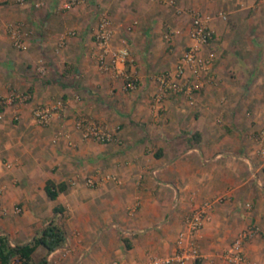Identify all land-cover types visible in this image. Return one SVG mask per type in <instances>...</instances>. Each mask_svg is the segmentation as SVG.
<instances>
[{
    "label": "crops",
    "instance_id": "crops-1",
    "mask_svg": "<svg viewBox=\"0 0 264 264\" xmlns=\"http://www.w3.org/2000/svg\"><path fill=\"white\" fill-rule=\"evenodd\" d=\"M65 2L0 6V96H30L0 114V234L23 244L55 221L66 241L47 255L51 264L146 262L175 250L192 209L223 196L197 237L203 258L187 264H226L222 251L251 225L258 233L244 245V264H264V167L254 138L264 126V0H83L69 9ZM194 11L210 16L212 78L155 106V76L174 71L191 43ZM103 13L111 46L130 53L125 70L135 89L96 66ZM11 25L24 48L13 46ZM58 99L63 108L37 125L34 107ZM79 117L115 127L116 140L82 138ZM47 180L66 188L51 199Z\"/></svg>",
    "mask_w": 264,
    "mask_h": 264
},
{
    "label": "built area",
    "instance_id": "built-area-1",
    "mask_svg": "<svg viewBox=\"0 0 264 264\" xmlns=\"http://www.w3.org/2000/svg\"><path fill=\"white\" fill-rule=\"evenodd\" d=\"M83 0H66L63 7L66 9L75 7ZM25 0H0V6L5 4L21 5ZM210 16L200 12H192V20L189 28V39L191 43L186 47L179 57L174 71L161 72L155 76L157 83L156 92L153 94V105L160 102L171 94L191 95L199 90L212 78L214 62L217 51L211 47L214 41L213 31L209 27ZM136 22L127 26L130 31ZM9 36L13 46L17 49L25 47V40L20 27L11 25L8 28ZM74 31H68L60 37L63 44L66 36L74 35ZM113 30L111 20L105 13L101 14L94 38L97 45L96 66L100 71L111 72L114 76H121L125 80L126 89H135L136 80L126 73V65L131 61L127 48L111 46ZM27 92H12L6 96H0V114L8 104L24 102L29 99ZM62 99L53 103L39 104L33 109L34 122L39 126L48 125L55 113L63 108ZM75 127L80 130L82 138L92 139L100 143H109L116 140V128L89 117H79L75 120ZM257 154L264 167V126L258 129L254 135ZM86 185L94 187L96 181L93 176L86 178ZM223 196L209 198L201 202L184 217V229L177 233L175 250L165 256H153L146 262L134 264H187L196 262L203 258L197 237L206 222L210 220V213L215 203L221 201ZM251 209V205H246ZM15 213L21 212L20 206H15ZM258 233V227L251 225L240 231L232 242L222 251L221 257L226 264H244L245 243Z\"/></svg>",
    "mask_w": 264,
    "mask_h": 264
},
{
    "label": "trees",
    "instance_id": "trees-1",
    "mask_svg": "<svg viewBox=\"0 0 264 264\" xmlns=\"http://www.w3.org/2000/svg\"><path fill=\"white\" fill-rule=\"evenodd\" d=\"M66 188V184L54 183L47 180L45 184V192L51 199H55L59 192ZM55 213L62 211L60 206H54ZM66 241L65 231L60 224L50 221L37 235L27 243L16 244L12 246L7 236L0 234V264H10L16 260L19 264H51L47 260V255L55 249L61 247ZM43 246L46 254L38 260L32 261L31 257L37 246Z\"/></svg>",
    "mask_w": 264,
    "mask_h": 264
},
{
    "label": "rangeland",
    "instance_id": "rangeland-1",
    "mask_svg": "<svg viewBox=\"0 0 264 264\" xmlns=\"http://www.w3.org/2000/svg\"><path fill=\"white\" fill-rule=\"evenodd\" d=\"M8 217H14L13 215H8ZM44 248L42 246H38L34 253L32 254V261H36L43 255ZM10 264H19L16 260H13Z\"/></svg>",
    "mask_w": 264,
    "mask_h": 264
}]
</instances>
